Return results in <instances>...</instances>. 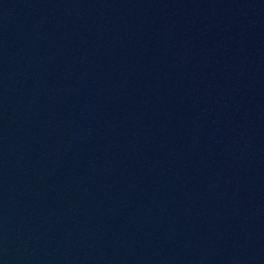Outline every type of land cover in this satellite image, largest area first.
<instances>
[{"label":"water","instance_id":"water-1","mask_svg":"<svg viewBox=\"0 0 264 264\" xmlns=\"http://www.w3.org/2000/svg\"><path fill=\"white\" fill-rule=\"evenodd\" d=\"M0 264H264V0H0Z\"/></svg>","mask_w":264,"mask_h":264}]
</instances>
